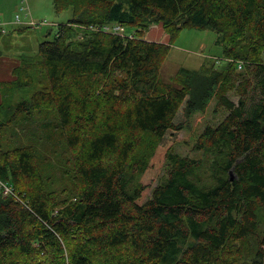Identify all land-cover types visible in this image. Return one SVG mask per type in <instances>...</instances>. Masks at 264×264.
I'll return each instance as SVG.
<instances>
[{"label":"trees","instance_id":"trees-1","mask_svg":"<svg viewBox=\"0 0 264 264\" xmlns=\"http://www.w3.org/2000/svg\"><path fill=\"white\" fill-rule=\"evenodd\" d=\"M54 7L72 18L13 71L36 90L17 104L6 90L0 105L11 114L0 122V264H264V0ZM153 26L167 42L147 39ZM185 29L216 32L225 63L164 82ZM214 101L226 115L196 140L201 157L178 154L183 130ZM17 114L62 158V190L44 176L47 153L4 149Z\"/></svg>","mask_w":264,"mask_h":264},{"label":"rangeland","instance_id":"rangeland-1","mask_svg":"<svg viewBox=\"0 0 264 264\" xmlns=\"http://www.w3.org/2000/svg\"><path fill=\"white\" fill-rule=\"evenodd\" d=\"M72 18L71 11L58 14L54 7V0H0V105L4 103L6 90L10 91V101L17 104L23 94L30 96L36 89L33 87L20 88L15 84L14 69L19 66L26 56L38 54L40 45L53 40L58 27ZM135 29L126 28L127 36H131ZM148 40L167 42V33L161 26H153L147 35ZM218 34L211 30L185 29L170 49V53L162 67L161 79L171 82L181 68L196 70L205 63L219 61L225 63L223 49L217 44ZM31 89V90H30ZM235 102L238 98L231 96ZM215 101L203 113H197L181 133L175 146V151L184 156L199 158L201 154L194 151L199 135L208 125H218L226 115L224 110L214 112ZM8 114L7 116H10ZM6 114L0 109V122L5 124ZM17 114L14 122L3 134L4 149H12L20 144L33 145L43 153L49 155L50 161L44 167V176L53 180L55 187L62 190L70 181L65 174L66 167L55 150L39 137L42 134L37 126L24 121L18 123ZM16 122V123H15ZM47 147L50 149L47 151ZM5 191L13 193L10 186ZM18 198L17 194H12Z\"/></svg>","mask_w":264,"mask_h":264},{"label":"built area","instance_id":"built-area-1","mask_svg":"<svg viewBox=\"0 0 264 264\" xmlns=\"http://www.w3.org/2000/svg\"><path fill=\"white\" fill-rule=\"evenodd\" d=\"M105 30L108 32H113L114 34H125V28L120 26V25H110V26H106ZM242 67L240 66V69ZM5 194H9V192L5 191Z\"/></svg>","mask_w":264,"mask_h":264},{"label":"water","instance_id":"water-1","mask_svg":"<svg viewBox=\"0 0 264 264\" xmlns=\"http://www.w3.org/2000/svg\"><path fill=\"white\" fill-rule=\"evenodd\" d=\"M231 178H232V180L234 179V172L233 171H231Z\"/></svg>","mask_w":264,"mask_h":264},{"label":"bare ground","instance_id":"bare-ground-1","mask_svg":"<svg viewBox=\"0 0 264 264\" xmlns=\"http://www.w3.org/2000/svg\"><path fill=\"white\" fill-rule=\"evenodd\" d=\"M93 30V29H92Z\"/></svg>","mask_w":264,"mask_h":264}]
</instances>
